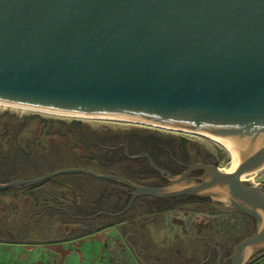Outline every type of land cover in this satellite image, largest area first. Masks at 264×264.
Wrapping results in <instances>:
<instances>
[{"label": "water", "instance_id": "obj_1", "mask_svg": "<svg viewBox=\"0 0 264 264\" xmlns=\"http://www.w3.org/2000/svg\"><path fill=\"white\" fill-rule=\"evenodd\" d=\"M0 102L218 138L234 167L196 164L203 180L170 182L166 195L257 216L232 263L264 257V193L241 177L264 163V0H0Z\"/></svg>", "mask_w": 264, "mask_h": 264}, {"label": "flooded vegetation", "instance_id": "obj_2", "mask_svg": "<svg viewBox=\"0 0 264 264\" xmlns=\"http://www.w3.org/2000/svg\"><path fill=\"white\" fill-rule=\"evenodd\" d=\"M0 121V184H9L0 188V207L7 204L13 217L5 219L9 214L0 209V241L25 247L8 250L18 254L11 264H54L52 246L83 243L89 236L101 243L98 257L117 264H233L234 251L258 230L257 216L231 201L200 193L166 195L170 182L200 183L206 168L196 166L203 164L198 157H178L151 137L135 136L137 130L124 134L126 139L78 133V151L71 143L81 120L66 123L36 113ZM35 125L38 132L29 128ZM54 133L67 142H49ZM62 169L75 170L37 180ZM246 185L264 193V179ZM142 187L159 191L138 192ZM16 220L24 223L3 224Z\"/></svg>", "mask_w": 264, "mask_h": 264}, {"label": "rangeland", "instance_id": "obj_3", "mask_svg": "<svg viewBox=\"0 0 264 264\" xmlns=\"http://www.w3.org/2000/svg\"><path fill=\"white\" fill-rule=\"evenodd\" d=\"M36 113L40 114V116L44 119L46 118H62L66 123H70L73 121H80V124L77 127L81 129L80 132H74L75 137L72 138V145L75 150L82 151V143L78 140V133L85 132V133H91V130L95 131V134L99 137V135L104 136L108 132L109 134L115 138H119V136H122L126 134L127 132L136 131L137 133L134 134L135 136H144V137H151L153 138L152 141L155 143H159L161 147L165 148H172L175 152V154L179 157L180 155L183 157L187 156L189 158L192 157H198L200 159L199 162L206 163V164H214L219 166L220 168H228L232 163L231 154L228 149H226L224 146L219 144L216 141L211 140L210 138L206 136L197 135L194 133H188L185 131H177L174 129H165L156 125H149L145 123H136V122H128L123 120H113V119H104V118H89V117H78V116H67L64 114H56L52 112H44L39 110H32V109H26V108H18L14 106H4L0 104V119L4 117H12L18 116L22 117L24 115L28 116H34ZM38 121V120H37ZM1 122V121H0ZM30 129H34V131L38 132V129L40 128V125H35L29 127ZM29 128H24L23 130L26 133H30L27 131ZM92 137L95 138V134L91 133ZM26 135V134H25ZM8 138V137H7ZM8 141L12 140V137L7 139ZM49 142H52L57 145L65 144L67 141L65 140V135L59 133H54L52 136H49ZM87 143V141H85ZM80 143V145H79ZM188 151V152H187ZM226 154L224 155L223 152ZM33 152V150H32ZM33 154V153H31ZM253 177V180L255 183L262 182L264 179V169H261L260 171L248 173L245 176V179H249ZM210 198L212 199L211 195ZM1 210L5 212V214H9L6 216L5 219H12L11 216L12 212H10L9 208L7 207V204L5 207H0ZM201 220V218H198ZM24 220H16L12 221L11 223L5 222L3 223L5 227L11 226L12 228L15 227V225L23 224ZM2 225V224H1ZM113 232L109 231L108 234H111ZM103 233V232H101ZM33 238V237H32ZM34 239H39L38 237L34 236ZM81 243L79 240L76 241H66L63 244L60 245V247L55 248L51 251L52 257L55 259H58V261L55 264H100L102 263L101 260H96L98 256H100L101 252V243H98L97 239L94 238V236H89L87 239L82 241ZM101 242V241H100ZM112 242V241H111ZM106 243V242H104ZM23 249L19 248V245H12L8 242H1L0 241V264H11L13 260H15L18 256V254H14L9 252L8 250H14V252L17 253L19 250H25V247H22ZM108 248V247H107ZM105 247V249H107ZM83 258V259H81ZM84 261V262H82ZM134 263V261L132 260Z\"/></svg>", "mask_w": 264, "mask_h": 264}, {"label": "bare ground", "instance_id": "obj_4", "mask_svg": "<svg viewBox=\"0 0 264 264\" xmlns=\"http://www.w3.org/2000/svg\"><path fill=\"white\" fill-rule=\"evenodd\" d=\"M0 104H2V105H4V106H14V107H18V108H22V107H19V106H15V105H12V104H5V103H2V102H0ZM23 108H26V107H23ZM26 109H31V108H26ZM32 110H34V109H32ZM36 110H38V109H36ZM39 111H43V110H39ZM47 111V110H46ZM46 111H44V112H46ZM48 112H51V111H48ZM52 113H55V112H52ZM59 113V112H58ZM58 113H56V114H58ZM60 114H64V113H60ZM64 115H67V116H70V115H72V116H78V115H73V114H70V115H68V114H64ZM78 117H82V116H78ZM83 117H88V116H83ZM89 118H94V117H89ZM98 118H101V117H98ZM104 119H106V118H104ZM108 119H113V120H118V119H114V118H108ZM119 120H123V119H119ZM123 121H128V120H123ZM131 122H136V123H145V124H149V123H146V122H138V121H133V120H130ZM130 121H128V122H130ZM149 125H153V124H149ZM154 125H156V126H159V127H162V128H165V129H167V128H169V129H174V130H177V131H179V130H181V131H185V132H188V133H194V134H197V135H201V136H206V137H208V138H210L211 140H213V141H216V142H218L219 144H221L222 146H224L226 149H228L229 150V152H230V154H231V158H232V163H231V165L228 167V168H226L225 170H231L233 167H234V164H235V157H234V152H233V150L231 149V147L230 146H228V145H226L225 143H223L221 140H219L218 138H216V137H213V136H211V135H208V134H206V133H200V132H196V131H193V130H186V129H183V128H175V127H170V126H161V125H157V124H154ZM153 125V126H154ZM261 169H264V163H262L260 166H258V167H256L255 169H252L251 171H248V172H245V173H243L242 175H241V177L243 178V179H245V176H246V174H248V173H252V172H258V171H260Z\"/></svg>", "mask_w": 264, "mask_h": 264}, {"label": "crops", "instance_id": "obj_5", "mask_svg": "<svg viewBox=\"0 0 264 264\" xmlns=\"http://www.w3.org/2000/svg\"><path fill=\"white\" fill-rule=\"evenodd\" d=\"M52 247L57 248V245H54ZM81 259H83V258H81ZM96 260H101L102 263H100V264H117L116 259H112L110 257H105V256H101L100 258L97 257ZM82 262H84V261H82ZM60 264H62V263H60ZM255 264H264V258L257 260L255 262Z\"/></svg>", "mask_w": 264, "mask_h": 264}, {"label": "trees", "instance_id": "obj_6", "mask_svg": "<svg viewBox=\"0 0 264 264\" xmlns=\"http://www.w3.org/2000/svg\"><path fill=\"white\" fill-rule=\"evenodd\" d=\"M223 152V151H222ZM224 155H221V156H226V154L223 152Z\"/></svg>", "mask_w": 264, "mask_h": 264}]
</instances>
